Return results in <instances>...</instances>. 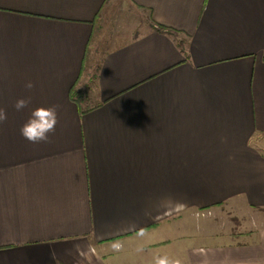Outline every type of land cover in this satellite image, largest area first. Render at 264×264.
<instances>
[{
    "label": "crops",
    "instance_id": "obj_1",
    "mask_svg": "<svg viewBox=\"0 0 264 264\" xmlns=\"http://www.w3.org/2000/svg\"><path fill=\"white\" fill-rule=\"evenodd\" d=\"M108 2L0 0V264H264V0H129L148 28L79 109ZM50 107L48 140L24 139ZM236 201L255 226L193 217Z\"/></svg>",
    "mask_w": 264,
    "mask_h": 264
},
{
    "label": "rangeland",
    "instance_id": "obj_2",
    "mask_svg": "<svg viewBox=\"0 0 264 264\" xmlns=\"http://www.w3.org/2000/svg\"><path fill=\"white\" fill-rule=\"evenodd\" d=\"M105 7L98 20L95 21L83 78L74 87L75 93L83 97L81 101H84L82 104L85 106L90 104L89 97L94 95V77L102 56L107 50L139 36L148 28L147 14L134 8L129 0H109ZM247 215L252 214L240 201L218 207L196 209L193 212V217L197 222L211 219L209 222L211 226L216 222L217 226L230 231L249 227L250 223L255 226L252 221L253 217ZM238 237H245V234H238Z\"/></svg>",
    "mask_w": 264,
    "mask_h": 264
},
{
    "label": "clouds",
    "instance_id": "obj_3",
    "mask_svg": "<svg viewBox=\"0 0 264 264\" xmlns=\"http://www.w3.org/2000/svg\"><path fill=\"white\" fill-rule=\"evenodd\" d=\"M26 88L33 87L31 82L25 85ZM28 101L20 99L16 102L15 108L17 111L26 107ZM6 113L0 109V122L5 120ZM57 123V112L54 107L50 108H37L31 113L29 119L21 126V136L31 143L47 141L49 134L54 132ZM158 264H165L163 259L158 261Z\"/></svg>",
    "mask_w": 264,
    "mask_h": 264
},
{
    "label": "trees",
    "instance_id": "obj_4",
    "mask_svg": "<svg viewBox=\"0 0 264 264\" xmlns=\"http://www.w3.org/2000/svg\"><path fill=\"white\" fill-rule=\"evenodd\" d=\"M157 29L160 32L167 33V34H169V32H172L169 29H167L163 26H160V25H157ZM263 60H264V55H263ZM71 98H72V100H74L78 104L79 109H80L82 106V103H84V101H81L83 97L81 95H78V93H75L74 88L71 90ZM80 104H81V106H80ZM85 108H88V107L86 106Z\"/></svg>",
    "mask_w": 264,
    "mask_h": 264
}]
</instances>
